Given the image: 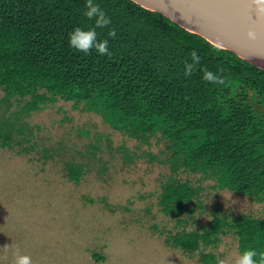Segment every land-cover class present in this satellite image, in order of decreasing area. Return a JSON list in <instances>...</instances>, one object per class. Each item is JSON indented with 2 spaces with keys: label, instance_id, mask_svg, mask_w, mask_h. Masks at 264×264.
Returning <instances> with one entry per match:
<instances>
[{
  "label": "trees",
  "instance_id": "16d2710c",
  "mask_svg": "<svg viewBox=\"0 0 264 264\" xmlns=\"http://www.w3.org/2000/svg\"><path fill=\"white\" fill-rule=\"evenodd\" d=\"M111 17L115 38L111 55L78 52L69 45L75 27L93 22L83 15L85 0H0V145L35 149L25 117L59 99L99 114L113 129L145 142L160 132L163 159H150L199 172L214 186L264 201V69L180 26L134 0H95ZM196 50L197 71L184 75V61ZM207 68L223 84L202 79ZM87 135L88 130H81ZM123 157L130 161L125 147ZM99 145L90 154L95 155ZM81 162H68L67 176L78 182ZM198 188L168 178L158 203L164 212L186 211ZM232 231L242 254L264 252V216L215 214L196 229L181 230L168 241L186 251L200 248L199 260L216 264L203 247ZM96 257H98L96 255ZM259 257H256L258 259Z\"/></svg>",
  "mask_w": 264,
  "mask_h": 264
},
{
  "label": "rangeland",
  "instance_id": "374dc122",
  "mask_svg": "<svg viewBox=\"0 0 264 264\" xmlns=\"http://www.w3.org/2000/svg\"><path fill=\"white\" fill-rule=\"evenodd\" d=\"M81 107L59 99L25 117L35 149L0 145V247L18 245L33 264H205L200 248L186 251L168 238L196 229L215 214L264 216V201L219 189L199 172L172 170L150 159V154L166 156L160 132L142 142ZM94 145L99 149L92 155ZM68 162L82 163L80 181L67 176ZM168 178L198 188L186 211L176 215L158 203ZM203 251L229 262L241 254L232 231Z\"/></svg>",
  "mask_w": 264,
  "mask_h": 264
},
{
  "label": "water",
  "instance_id": "95a60500",
  "mask_svg": "<svg viewBox=\"0 0 264 264\" xmlns=\"http://www.w3.org/2000/svg\"><path fill=\"white\" fill-rule=\"evenodd\" d=\"M264 69V0H135ZM255 39H249L248 31Z\"/></svg>",
  "mask_w": 264,
  "mask_h": 264
},
{
  "label": "clouds",
  "instance_id": "9594fccd",
  "mask_svg": "<svg viewBox=\"0 0 264 264\" xmlns=\"http://www.w3.org/2000/svg\"><path fill=\"white\" fill-rule=\"evenodd\" d=\"M135 2V0H134ZM262 0H257V3H261ZM264 10V9H262ZM83 15L87 20L93 22V26L88 28L75 27L69 33V45L78 52L84 54H90L93 49L101 56L111 55L109 51V40L99 39L96 29H108L107 35L111 38H115L116 31L111 28V17L100 7L95 0H85V10ZM249 39H255L256 34L249 30L247 33ZM190 59L184 61V75L190 77L199 68L201 57L196 50H192L189 53ZM203 72L202 79L212 84H223L224 77L222 70L220 73H213L207 68L200 69ZM3 249V255H0V261L3 264H33L32 258L29 255L21 253V249L18 245L13 246L4 245L0 247ZM9 254L11 259H9ZM256 257H259L256 259ZM171 264L170 261H168ZM216 264H264V252L258 253L255 249H246L242 254L237 255L229 262L227 259L217 258Z\"/></svg>",
  "mask_w": 264,
  "mask_h": 264
}]
</instances>
